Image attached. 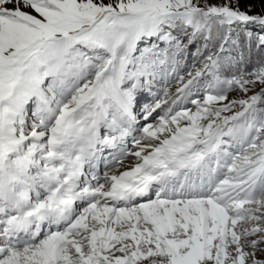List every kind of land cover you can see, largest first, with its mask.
Instances as JSON below:
<instances>
[{
  "label": "snow or ice",
  "instance_id": "6c2138e0",
  "mask_svg": "<svg viewBox=\"0 0 264 264\" xmlns=\"http://www.w3.org/2000/svg\"><path fill=\"white\" fill-rule=\"evenodd\" d=\"M240 3L0 0V264H264Z\"/></svg>",
  "mask_w": 264,
  "mask_h": 264
},
{
  "label": "rangeland",
  "instance_id": "374dc122",
  "mask_svg": "<svg viewBox=\"0 0 264 264\" xmlns=\"http://www.w3.org/2000/svg\"><path fill=\"white\" fill-rule=\"evenodd\" d=\"M247 2H249V0H241L240 7L244 9L246 7ZM250 2L253 3V12H259L261 11V8L264 7V4H261L259 0H250Z\"/></svg>",
  "mask_w": 264,
  "mask_h": 264
}]
</instances>
